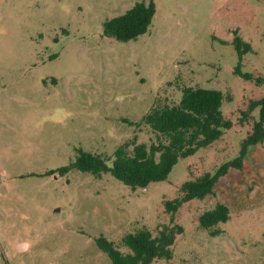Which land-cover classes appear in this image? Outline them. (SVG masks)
Masks as SVG:
<instances>
[{
	"label": "rangeland",
	"instance_id": "rangeland-1",
	"mask_svg": "<svg viewBox=\"0 0 264 264\" xmlns=\"http://www.w3.org/2000/svg\"><path fill=\"white\" fill-rule=\"evenodd\" d=\"M135 1L0 0V264H111L96 237L126 252L125 233H157L169 222L163 201L234 158L258 119L251 103L264 84L235 69L264 77V0H154L145 33L105 36L103 23ZM235 37L251 46L240 64ZM184 86L227 95L231 127L180 158L166 180L131 189L110 173L45 174L79 147L109 155L133 136L149 145V127L132 122L157 101L177 102ZM217 202L230 217L204 229L198 216ZM174 222L183 226L174 264H264V139L212 194L183 203Z\"/></svg>",
	"mask_w": 264,
	"mask_h": 264
},
{
	"label": "trees",
	"instance_id": "trees-1",
	"mask_svg": "<svg viewBox=\"0 0 264 264\" xmlns=\"http://www.w3.org/2000/svg\"><path fill=\"white\" fill-rule=\"evenodd\" d=\"M154 14V0L135 1L123 13L106 20L103 33L118 41L136 39L147 31ZM233 45L240 64L243 54L251 51V46L239 37H235ZM235 72L246 79H253L257 84H264V77L241 74L239 67ZM181 92L177 102L157 101L138 121L132 122L136 126L149 127L154 134V141L149 145L136 142L133 136L131 140L119 144L109 155L79 147L75 149V156L68 164L45 174H64L71 169L94 176L110 173L131 189L144 188L151 182L166 180L180 158L191 156L198 149L209 146L231 127L230 120L222 112V101L227 95L224 96L220 90L184 86ZM251 104L259 107L258 119L254 120L251 132L241 141L238 154L210 171L183 181L178 195L163 201L169 222L158 228L157 233L146 227L125 233L120 238V245L128 249L126 252L102 235L95 238L98 248L107 254L111 264H149L155 259H165L166 264H174L172 245L176 235L183 231V226L174 222L177 210L185 202L200 200L212 194L217 181L231 167H241L250 148L264 139V96ZM229 217L228 206L217 202L199 214L198 222L204 229H209L226 222ZM219 232L211 230L210 234L216 235Z\"/></svg>",
	"mask_w": 264,
	"mask_h": 264
}]
</instances>
